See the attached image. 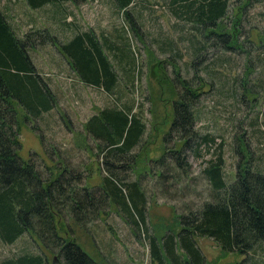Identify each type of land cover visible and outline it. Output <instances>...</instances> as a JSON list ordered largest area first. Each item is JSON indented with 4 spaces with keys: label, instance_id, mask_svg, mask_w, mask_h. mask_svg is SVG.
<instances>
[{
    "label": "trees",
    "instance_id": "1",
    "mask_svg": "<svg viewBox=\"0 0 264 264\" xmlns=\"http://www.w3.org/2000/svg\"><path fill=\"white\" fill-rule=\"evenodd\" d=\"M24 1L32 9L49 0ZM113 1L114 7L125 18L131 19L130 26L137 34L140 22L128 10V6H132L136 0ZM246 3L248 0H242L237 7ZM168 4L174 17L192 23L196 33L211 39L216 45L218 43L220 49H234L239 45L234 30L239 15L235 12L233 23L228 26L222 20L229 4L227 0H168ZM70 30V38L62 41H58L55 34L44 27L28 29L19 37L11 28L6 14L0 10V240L11 244L26 232L52 251L60 264H113L93 261L79 248L70 230L65 228L60 219L70 216L80 223L88 219L89 214L94 213L95 217L98 213H104L111 202L123 211L127 222L133 224L135 233L140 234L145 219V193L139 188L136 179L126 181L124 174L118 175L116 169L131 167L136 157L131 150L133 146L139 145L144 123L139 113L130 111L128 104L122 108L102 103L100 109L89 115L86 122L82 123V129L96 140V151L104 156L100 165L103 164L101 168H104L105 173L101 184L87 187L81 182L80 171L69 161L74 149L66 147L65 142L62 144L57 139L59 133L50 119L45 115L42 119V115L49 112L55 103L54 94L44 78L53 74L71 82L75 77L85 86L104 90L105 99L109 101L112 100L116 85L124 79V65H120V62L129 64L127 79L131 81L133 57L127 47L130 45L128 42L123 40L121 46L113 42L117 33L115 29L111 30V35L95 30L97 34L93 28L82 29L80 25H72ZM190 41L196 54L190 65L195 66L204 58L202 51L207 43L202 42L198 35L191 37ZM48 43L55 46L66 59L74 77L64 76L57 71L42 72L40 67L35 68L29 50ZM168 61L179 82V89L170 82L171 93L175 92V98L170 103L173 119L168 130L178 131L177 141L180 143L177 147L167 148L165 152L168 151L176 167L185 172L189 168L187 156L191 153L201 158L202 146L214 142V138L207 132L199 134L194 127L196 117L192 105L197 100L200 85L195 86L193 78H179L174 61ZM192 76L198 79L195 73ZM240 82L244 87V81ZM261 101L264 107V90ZM54 115L57 120V114ZM29 116L36 119L37 123H42L50 135V139L46 138L42 130L45 141L54 143L53 138L58 141L54 143L57 149H49L48 158L54 160L55 164L46 165L44 173L37 169L34 155L23 160L17 153L19 130L22 125L26 126L23 122ZM44 118L50 124L48 128L43 124ZM54 154L56 157L53 159ZM221 154L217 149L211 158L204 159L200 170L210 186L209 198L202 205L176 215L179 217L178 231L167 229L159 237L146 234L149 252L147 264H207L194 236L211 238L227 253H250L256 243L264 242V171L253 167L247 156L237 163L235 178L226 182ZM128 158L131 163L124 164L123 160ZM0 264L52 263L39 252H23L13 258L3 259Z\"/></svg>",
    "mask_w": 264,
    "mask_h": 264
},
{
    "label": "rangeland",
    "instance_id": "2",
    "mask_svg": "<svg viewBox=\"0 0 264 264\" xmlns=\"http://www.w3.org/2000/svg\"><path fill=\"white\" fill-rule=\"evenodd\" d=\"M227 1L229 4L222 20L228 26L233 23L235 12L239 15L234 23L239 45L234 49L223 50L218 43L216 45L211 39L196 33L192 23L174 17L169 11L171 6L168 0H144L143 3L136 0L132 6H128L131 14L140 22V25H136L137 34L132 31L131 19L127 16L125 18L114 7L113 0H75L71 4L64 3L62 12L73 10V4L81 5L83 11L91 14L81 13L78 8L74 15L78 21L84 24L92 18L93 30H98L99 33L109 32L108 35H111V30L115 29L117 33L113 42L121 46L125 40L130 44L127 47L133 57L131 81L127 79L129 64L120 62V65H124V79H119L120 83L112 93V100L105 99L104 103L122 108L128 104L130 111L139 113L144 123L139 145L133 146L131 150L136 154L131 167L116 169L118 175L124 174L126 181L136 179L139 188L145 193V219L140 234L135 233L133 224L127 222L123 211L111 202L104 213H98L95 217L94 213L89 214L88 219H83V222L78 223L70 216L60 219L65 228L70 230V235L79 248L93 261L147 264L149 252L146 234L159 237L167 229L178 231L180 225L176 215L188 208L202 205L209 198L210 186L200 170L204 159L209 156L211 158L217 149L222 153V172L226 182L235 178L237 163L247 156L253 167L264 171V107L261 101L264 90V0H248L246 5L240 7L237 6L242 0ZM0 4H3V0H0ZM15 6L16 9L13 7L11 13L20 15L15 16L18 21L28 16H43L45 9L43 6L31 9L27 4ZM22 26L23 24L20 25L21 28ZM87 27L89 26L85 28ZM98 32L95 31L97 34ZM196 35L208 45L202 51L204 58L194 66L190 65L196 55L190 39ZM37 49L40 50L41 47L38 46ZM33 56H40L43 62L46 61L42 53L36 52ZM169 59L178 68L179 78H193L192 83L200 85L197 100L192 105L196 117L194 127L199 134L207 132L214 138V142L202 146L201 158L194 157L191 153L187 156L189 168L185 172L179 170L170 158L172 155L165 152L167 148L177 147L180 143L177 141L178 131L168 130L170 120L173 119L170 103L175 98V92L171 93L170 82L179 89V82L168 63ZM193 73L198 75V79L192 76ZM241 80L244 81V87ZM81 92L84 93L83 89ZM90 92L93 93L94 89H90ZM59 97L64 105H55L53 113H59L64 128L57 139L62 144L65 142L66 147L74 149L69 161L80 171L81 182L87 187L101 184L105 170L101 168L103 164L100 165V161L104 156L96 151V140L89 138L86 142H80L83 138V121L80 120L89 106L84 97L83 101H79L78 97L77 100H72L73 105L67 93L59 94ZM96 108L99 109L97 106ZM71 110L75 116L73 120L67 116ZM23 124L26 126L20 127L17 153L23 160L34 155L37 169L44 173L46 165L55 164L48 157L51 151L49 149H57L56 145L45 141L48 135L44 133V137L42 123H37L33 117L26 118ZM59 151L56 150L57 153ZM54 157L55 154L53 159ZM123 162L131 163V159ZM194 238L207 264H264L263 241L256 243L250 253L239 254L223 252L207 236ZM23 252H39L52 264L58 263L56 260L52 262V256H55L52 251L26 232L11 244L0 240V261Z\"/></svg>",
    "mask_w": 264,
    "mask_h": 264
},
{
    "label": "crops",
    "instance_id": "3",
    "mask_svg": "<svg viewBox=\"0 0 264 264\" xmlns=\"http://www.w3.org/2000/svg\"><path fill=\"white\" fill-rule=\"evenodd\" d=\"M75 0H49L46 3L42 4L39 7H45L44 9V13L43 16H28L26 17L24 20L20 19L19 21L17 19H15V16L18 14H14L11 13L13 11V9H16L15 5L21 6L22 4H27L24 0H3V4H0V10L3 11V13L6 14L7 20L8 22H10V26L13 29L14 33L19 36L22 37L23 33L28 30V29H35L36 27H44V29H48L50 30L53 34H55L56 38L58 41H62L65 39L70 38L71 34V30L70 27L73 26H79L80 27H92V18H89L90 21H85V25L83 23H81L80 21H78L74 15L77 14V10L78 8L80 9L79 11H81V13H86L88 15V11H83L84 9L82 8L81 5H72L73 10H66V12H62V8L64 7V3L66 4L68 2V4H71V2H73ZM78 2H83V1H79L76 0ZM96 1V0H94ZM75 3V2H74ZM114 3V1H113ZM70 6V5H69ZM14 7V8H13ZM30 7V6H29ZM13 8V9H12ZM91 14V13H89ZM20 16V15H18ZM39 17V19H38ZM23 24L22 28L20 27V25ZM68 29L70 31V33H68ZM95 31V30H94ZM43 46V47H42ZM39 47H41V51L38 50V47H35V49H30L29 51H31V53H29L30 55L32 54V61L34 62L35 68L40 67L41 71H45V72H49V71H57V72H62L63 75L65 76H73L72 71L67 63V61H65L66 59L63 58L62 55H60L56 49L55 46H53L52 44L48 43V44H43L40 45ZM42 53L44 56V59L46 60L45 62H43L42 58L40 56H33L35 53ZM108 58H109V54H107ZM31 57V56H30ZM34 57V58H33ZM111 59V58H110ZM109 59V60H110ZM46 84L48 85L49 90H51V92L54 94V98H55V103L52 105V107L50 108V111L46 112V114L42 115V119L44 117V115L47 117V119H50V121H52V123L55 125V127L57 128V132L59 134L63 133V129H60V127L63 128L62 124L63 122H61V118H59V114L57 113V120H55V115L53 113V109L55 107V105L61 107L64 105L63 100L60 99L59 94L62 93H67L70 97V103L73 105V101L72 100H77V97L79 99V101H83V97L86 101V105L89 106L88 107V111L83 115V119L80 121H85L88 119L89 115L91 113H93L95 111L96 106L100 107L102 105H100V103H104L105 100V94L106 93L104 90L102 89H96L94 88V92L91 93L90 89H93V87L87 85H83L81 82L77 81L74 77V81H69L65 78L61 77H56L52 74V76H49V78H44ZM62 91H61V88ZM83 89L84 93H80V90ZM96 104V106L94 105ZM85 105V106H86ZM82 105V107H85ZM64 109H67V107H63ZM62 108V109H63ZM45 113V112H43ZM70 120H73L74 113L69 112L68 115ZM47 119L44 118L43 124L48 128L50 126L49 122H47ZM82 122V123H83ZM62 123V124H61ZM80 123V122H79ZM60 126V127H59ZM81 129V128H80ZM83 129H81L82 131ZM44 133H47V131H45L43 129ZM83 132V138L81 139V143L82 142H86V140H89V136L87 135L86 132ZM48 135V139L49 138V134ZM92 140H94L93 138H91ZM54 141V143H58V141L53 138L52 139ZM51 140V141H52ZM50 141V140H49ZM59 147V145H57ZM78 149V147L76 148ZM195 239V238H194ZM197 239V238H196Z\"/></svg>",
    "mask_w": 264,
    "mask_h": 264
},
{
    "label": "water",
    "instance_id": "4",
    "mask_svg": "<svg viewBox=\"0 0 264 264\" xmlns=\"http://www.w3.org/2000/svg\"><path fill=\"white\" fill-rule=\"evenodd\" d=\"M55 260H57V259H56V256H52V262H53V261L55 262ZM57 262H58L57 264H60L58 260H57Z\"/></svg>",
    "mask_w": 264,
    "mask_h": 264
},
{
    "label": "flooded vegetation",
    "instance_id": "5",
    "mask_svg": "<svg viewBox=\"0 0 264 264\" xmlns=\"http://www.w3.org/2000/svg\"><path fill=\"white\" fill-rule=\"evenodd\" d=\"M57 261V260H56Z\"/></svg>",
    "mask_w": 264,
    "mask_h": 264
}]
</instances>
